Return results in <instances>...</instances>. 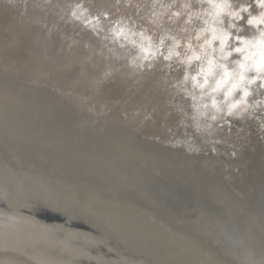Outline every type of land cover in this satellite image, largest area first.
I'll list each match as a JSON object with an SVG mask.
<instances>
[{
  "label": "water",
  "instance_id": "1",
  "mask_svg": "<svg viewBox=\"0 0 264 264\" xmlns=\"http://www.w3.org/2000/svg\"><path fill=\"white\" fill-rule=\"evenodd\" d=\"M73 11L77 8L62 11V17L69 24L77 23L76 29L89 31L83 35L73 30L89 39L87 56L80 54L79 47L70 57L59 55L57 49L61 52L62 47L54 33L53 42L48 39L51 34L45 33V40L36 41V46L29 44V40L35 44L36 35L28 34L16 51L21 55L0 52V93L5 99L0 104V125H12L15 135L52 141L47 149L58 148L63 159L58 164L68 171L62 176L74 181L71 171L84 173L82 184L91 189L81 199L97 201L90 200L87 206L93 204L103 215L110 209L138 240L131 247L167 252L163 264H264V130L260 123L264 112L235 118L226 111L236 103L237 89L249 83L248 74L244 81L238 80L232 68L226 70L227 65L217 68L203 55H190L195 61L188 69L195 77L193 85L188 83L183 90L180 80L172 83L180 79L183 67L179 52L168 57L171 52L156 45L148 50L151 56L141 50L136 62L126 55L119 57L112 51L117 47L104 46L102 36L88 25L101 23L98 15L85 23ZM47 48L54 49V56L45 55ZM74 55H78L73 60L76 64L70 67ZM98 66L107 69L94 75L100 74L94 88L107 87L112 94L109 100L103 88L85 95L86 85L70 79L91 75ZM146 68L153 71L143 72ZM133 69L137 77L120 76ZM42 71L47 72L46 78L38 74ZM261 83L252 88L249 102L257 96L255 100L264 99ZM85 101L101 112L83 108ZM216 109L220 119L210 121ZM12 165L0 157V180H8L4 166L13 169ZM56 184H50V193L62 196L54 193L59 192L55 188L65 190V185ZM40 188L49 193L47 187ZM26 199L35 204L23 212L24 202H7L18 209L14 214L0 207L11 226L1 228L0 234H20L18 239L28 243L25 249L0 248V264H137L122 251L109 248L104 239L99 241L106 234L83 216L85 205L73 204L76 210H70L75 213L71 215L70 205L56 208L37 196ZM0 202L6 203L2 198Z\"/></svg>",
  "mask_w": 264,
  "mask_h": 264
},
{
  "label": "bare ground",
  "instance_id": "2",
  "mask_svg": "<svg viewBox=\"0 0 264 264\" xmlns=\"http://www.w3.org/2000/svg\"><path fill=\"white\" fill-rule=\"evenodd\" d=\"M119 3L124 4V8H117V4ZM186 3H191V0H135L133 3H130L129 0H0V52H2L3 55L16 54V51L23 43L22 40L25 41V37L28 34L32 36L34 34L36 35L32 38V40L35 41V44L34 42L31 43L29 40V44L31 45L36 46V41H44L45 39L43 36L45 33L51 34L48 39H51L53 42L54 33L56 41L58 40L62 47L61 52H59L56 47L59 55H62L63 53V56H68L74 49L79 47L80 54L87 56L89 50L87 44H89V39L86 38V36H81L73 31L74 28L77 27V23L70 22L69 24V22L62 17V11L66 12L68 9L74 7L77 8L76 12L73 11L74 15L78 17V19L82 18L84 22L89 17H93L95 14L98 15L100 19L98 21L101 23H90L88 25L94 29L100 39L102 36L101 41L104 46L110 47L113 45L117 47L112 51L118 54L119 57L126 55V57L129 59L132 58L134 59L132 61L136 62V57L140 54L141 50L145 49L143 51L145 53L147 52V55L149 56L150 53L148 50L151 49V51H153V49L156 48V45L157 47L163 48V51H170L171 56L168 57H172V55L174 57V54L179 52L178 57L183 62V65H181V67H183L179 74L180 79L177 78L173 80L172 83L180 80V82H182L180 88L187 90L188 83L189 85H193L191 79L193 80L195 77V72H191V69H188L193 63L192 61H195L192 56L197 55L201 58L202 54L199 49V42L195 39L199 22H188V12L184 8ZM126 4H128V6H126ZM195 7L196 5L193 4V8ZM102 14L109 15L111 18L102 19L100 17ZM75 30L83 35H88L89 33L88 30L82 31L81 29L76 28ZM152 39H154V42ZM108 40L112 43L107 44L109 43ZM102 42L101 44L99 43V47H102ZM82 44H84V46H81ZM120 44L123 46L121 49L119 48ZM130 45L135 48L133 50L130 49ZM27 53H29V51H27ZM21 54L22 52L17 53V55ZM45 55L47 57L54 56V49H45ZM78 55H74L75 58L71 59L72 64H70V67L76 64L73 60H75ZM190 55H192L191 58ZM107 64H110V60L107 61L106 65ZM162 66L165 65L163 64L161 67ZM98 68L99 70L96 69L91 75H72L70 79L73 82H78L79 79L80 84L84 83L86 85L88 92H86L85 95L92 94L103 88L105 93L108 94V96H105V100H109L108 98L112 94L107 87L100 86L99 88L98 86L94 88L97 80L96 78H98L100 74L97 76L94 75L97 73H103L106 71L105 69H107H102L99 66ZM230 69L229 66H226L227 71H231ZM232 70L237 74L235 77L238 80H240L239 77H241V80H243V78L245 79L244 75L248 74L247 70L243 68ZM135 71L137 70L133 69L124 74H120V76L122 75L123 78H130L131 75L137 77V72ZM152 71L153 68H146L143 72L151 73ZM256 71L260 74V69L258 67L256 68ZM38 74H41V76L43 75V78H46L45 75H47V72L44 73V71H42ZM36 78L41 79V77ZM204 79V82H206V78ZM198 80L199 78H196V81L194 82L198 83L200 81ZM31 81L36 80L32 78ZM201 91L204 92L203 90ZM63 92L67 93L65 91ZM213 93L215 94V92ZM212 96V99H215L216 95ZM256 98H254V100ZM4 101V95L3 93H0V104ZM2 107L4 109L3 104ZM92 107V102L85 101V106L83 108L90 111L101 112L100 108ZM0 115H3L1 108ZM130 122L133 121L130 120ZM6 125H0V157L11 161L13 163V169L4 166V177L8 180H0V198L5 200L6 203L1 204L0 202V207H3L6 211L10 209L11 211L9 210V212L14 214L19 212L18 209L10 208L7 202L10 205H13L15 202H24L27 204L20 206V212H23L22 209H30L31 205L35 204L34 201L33 203L28 201L26 197L37 196L43 198L46 204L51 207L58 208L70 205L67 211H69V214L74 215L75 213L73 211L76 209H74L72 205H77L79 202L81 205L83 204L82 206L85 205V208H83L84 210L82 209L81 212L84 214L83 216L86 220L89 221V224L92 225L94 229L99 230L100 232L103 231L106 234L105 237L99 239V241L104 239V243H106L109 248H112L115 252L122 251L137 264H163V262H165L166 254H168L167 252L148 253L144 252L141 248L131 247L132 245L137 246L136 241L138 242V240L130 234L131 231L129 232L128 228L118 217L114 216L112 212H109L110 209L106 208V210H104L105 215H103L102 211L98 209V207L93 206V204L92 206H87L91 199L88 198L89 200H84V198L81 199V197L85 190L89 191L91 188L89 187L90 189H88V187L82 184L84 178H81V176H84V173L77 170L71 171L70 176L72 175L73 178H76L74 181L62 176L61 173L63 171H68L64 166L61 167V165L58 164L59 161L63 160L56 152L58 144L54 146L56 150L52 152L53 147H51L50 150L47 149L48 145H53L51 144L52 141L42 143L39 137L30 139L23 135L20 136V134L15 135L13 134L14 130L12 125L7 123ZM0 169L2 170V166H0ZM15 176L17 177V180L20 179L23 184H21V182H16V179L14 178ZM56 182L63 183L65 185V190L55 188V190L59 192L54 193H58L62 196H70L71 199L50 193L51 190L49 189L51 188L49 186H52L50 184L58 185ZM40 187H47L49 193L40 190ZM76 194L79 195L80 198H73V195ZM66 201L70 203L64 204ZM91 201H94L97 204V201ZM139 206L143 210H146L141 205ZM2 211L3 210L0 208V229L11 227L6 216H3L4 212ZM11 217H15L18 220L21 219L18 216L13 215ZM11 217H8V219H11ZM28 219L30 223L33 221L30 218ZM126 235H128L127 238L125 237ZM19 237L20 234H13L12 236L7 235V237L0 234V248H16V246L20 249L27 248L28 243H26V241L25 243H22L24 240L20 241L18 239ZM30 251L38 253L35 250ZM127 251L137 255L132 257ZM170 253L171 251H169V254ZM138 254H142V259L138 258ZM143 255H145L146 259ZM171 261L172 260H169V262ZM177 263L185 264L187 262L178 261Z\"/></svg>",
  "mask_w": 264,
  "mask_h": 264
},
{
  "label": "clouds",
  "instance_id": "3",
  "mask_svg": "<svg viewBox=\"0 0 264 264\" xmlns=\"http://www.w3.org/2000/svg\"><path fill=\"white\" fill-rule=\"evenodd\" d=\"M184 8L189 23L199 22L195 39L206 61L217 68L227 65L248 72L249 83L237 89L236 103L226 110L227 113L242 118L246 113L251 116L257 110L264 112V99L252 102L248 99L257 81L264 87V0H191ZM219 111L216 109L208 119H220L216 114ZM260 123L264 130V119Z\"/></svg>",
  "mask_w": 264,
  "mask_h": 264
},
{
  "label": "rangeland",
  "instance_id": "4",
  "mask_svg": "<svg viewBox=\"0 0 264 264\" xmlns=\"http://www.w3.org/2000/svg\"><path fill=\"white\" fill-rule=\"evenodd\" d=\"M111 1V0H110ZM116 1H118V0H116ZM130 1V3H133V1H135V0H129ZM178 4V3H177ZM126 6H128V4H126ZM124 8V4H122V3H119V4H117V8ZM176 7V6H175ZM127 8V7H126ZM127 24V23H126ZM128 25V24H127Z\"/></svg>",
  "mask_w": 264,
  "mask_h": 264
}]
</instances>
